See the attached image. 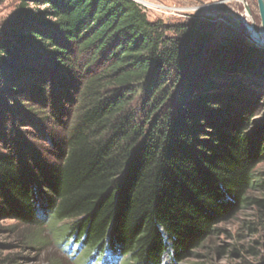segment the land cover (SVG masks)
I'll return each instance as SVG.
<instances>
[{"label": "trees", "instance_id": "16d2710c", "mask_svg": "<svg viewBox=\"0 0 264 264\" xmlns=\"http://www.w3.org/2000/svg\"><path fill=\"white\" fill-rule=\"evenodd\" d=\"M261 104L264 49L208 16L149 19L136 0H21L0 27V215L30 227L31 242L46 221L65 222L60 242L77 238L85 264H162L165 253L178 264L243 207L264 226ZM14 105L56 139L47 153L19 156Z\"/></svg>", "mask_w": 264, "mask_h": 264}, {"label": "rangeland", "instance_id": "374dc122", "mask_svg": "<svg viewBox=\"0 0 264 264\" xmlns=\"http://www.w3.org/2000/svg\"><path fill=\"white\" fill-rule=\"evenodd\" d=\"M136 1L145 7L149 19L170 17V20H184L193 15L208 16L222 35L226 31L228 36L261 48L251 38L245 26L247 24L252 28L251 25L254 23L257 30H260L256 0H189V6L179 9L174 7L172 11L164 6H152L143 0ZM20 2L21 0H0V27L14 17ZM246 7L249 8V13ZM13 109L14 112L11 111L13 119L7 123L12 126L8 137L13 139L15 146L19 149V156L27 151L47 153V150L51 149V143H54L56 139L41 136V132L45 133L44 129L39 128L40 122L35 117H27L28 113H25L24 109H19L17 105H14ZM263 111L264 105L261 104L254 118L260 117ZM56 112L60 120L64 122L68 120L69 114L66 108ZM61 129L51 126L47 131L62 132ZM37 137L39 140L36 139ZM47 138L51 141L48 142ZM259 168H264V165H260ZM256 215V206L243 207L235 215L218 223L216 231L202 247L193 256L178 264H191L201 260L214 263L262 264L264 262V226ZM51 224L53 225V222L49 223V221L43 224L38 234L40 242H31L28 236L34 231L30 227L16 219L0 215V258L11 257L15 260V264H85L87 259L82 256L86 257L88 252L86 248L77 251V238L70 240V245L69 242L65 243V240L60 242L63 234H59L66 223H54L55 229ZM248 246H254L259 250V255L253 258L251 253H244L246 256L241 258L236 254L237 250ZM162 264H173L168 253L163 255Z\"/></svg>", "mask_w": 264, "mask_h": 264}, {"label": "crops", "instance_id": "0c3cea01", "mask_svg": "<svg viewBox=\"0 0 264 264\" xmlns=\"http://www.w3.org/2000/svg\"><path fill=\"white\" fill-rule=\"evenodd\" d=\"M146 1L147 3H149L152 6H164L166 7L168 10H171L175 7V8H184L189 6V0H143ZM179 15V14H177ZM170 18V17H167Z\"/></svg>", "mask_w": 264, "mask_h": 264}, {"label": "water", "instance_id": "95a60500", "mask_svg": "<svg viewBox=\"0 0 264 264\" xmlns=\"http://www.w3.org/2000/svg\"><path fill=\"white\" fill-rule=\"evenodd\" d=\"M243 1H244V0H243ZM256 2H257L258 12H259V16H260V30L264 32V0H256ZM246 10H247V12L249 13V8H248V7H246ZM245 26H247V31L250 33V31H249V29H248V25L245 24ZM251 26L253 27V29H254L255 31H259V30H257V28H256V26H255L254 23H252ZM250 35H251V38H252L256 43H258V44L260 45L261 48L264 49V44H262L261 42H258V40L255 39L251 33H250Z\"/></svg>", "mask_w": 264, "mask_h": 264}, {"label": "bare ground", "instance_id": "6f19581e", "mask_svg": "<svg viewBox=\"0 0 264 264\" xmlns=\"http://www.w3.org/2000/svg\"><path fill=\"white\" fill-rule=\"evenodd\" d=\"M248 27H249L248 29H249L250 33L253 35V37L255 39H257L258 42H261L262 44H264V32L261 30L255 31L253 29V27L252 28L250 26H248Z\"/></svg>", "mask_w": 264, "mask_h": 264}, {"label": "built area", "instance_id": "2783aa9c", "mask_svg": "<svg viewBox=\"0 0 264 264\" xmlns=\"http://www.w3.org/2000/svg\"><path fill=\"white\" fill-rule=\"evenodd\" d=\"M159 7H161V6H159Z\"/></svg>", "mask_w": 264, "mask_h": 264}]
</instances>
